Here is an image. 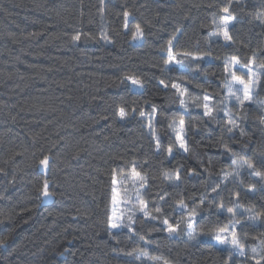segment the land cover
Listing matches in <instances>:
<instances>
[{
  "label": "trees",
  "instance_id": "1",
  "mask_svg": "<svg viewBox=\"0 0 264 264\" xmlns=\"http://www.w3.org/2000/svg\"><path fill=\"white\" fill-rule=\"evenodd\" d=\"M225 7L227 42L210 38ZM227 56L264 65V0H0V264H264V179L244 163L264 175V103L223 115ZM133 166L149 215L131 205V226L110 230L112 181ZM220 218L235 249L212 240Z\"/></svg>",
  "mask_w": 264,
  "mask_h": 264
},
{
  "label": "rangeland",
  "instance_id": "2",
  "mask_svg": "<svg viewBox=\"0 0 264 264\" xmlns=\"http://www.w3.org/2000/svg\"><path fill=\"white\" fill-rule=\"evenodd\" d=\"M225 13H221L219 16L215 17L213 19V28L210 32V38L211 39H220L224 42H227L228 40H225L224 36H223V28H222V20L221 17L224 16ZM234 20V19H233ZM233 20L231 21V23L228 26L229 27L233 24ZM169 49V48H168ZM168 49L166 51L167 56H168ZM173 54L177 57V59L179 60H183L182 56H180V54L174 53ZM191 58H199L201 56L199 55H188ZM169 59V57H168ZM237 59V58H236ZM239 61V59H237ZM173 65H177L178 67H182V64H177L175 62L169 64L167 63V66H173ZM224 65H227V71L225 70V79H224V98H223V115L228 117L230 115H228V106L230 104H235V105H240L239 101L236 99V96H239L241 99H243V91H239V92H235V95L232 94V92L229 91V88L227 87L228 84H232L233 85V92L235 91V89L241 88L242 86L239 84H236L233 80H232V73L235 72V74L239 77H241L246 83H249L251 81H255L254 85L251 87V91H250V95H251V100L245 101V103H257V102H263L262 100H259L256 96V91H257V85H258V81H259V76L260 74L264 71V67H262V65L251 61H248L246 63L244 62H240L238 64L233 63V57H225L224 58ZM244 65H247V67H244ZM251 70V71H249ZM179 85V84H178ZM181 89H183V87L180 85ZM179 92V91H178ZM180 93V92H179ZM205 103H207L209 105V107L212 108L211 104L214 105V103L212 102V100H208L205 101L203 99L202 101V105H204ZM180 120H177L175 122L172 123L171 125V133L172 135L175 137L177 136V133H180L183 137H184V132L183 130L181 131L180 128V124H179ZM148 128L150 129V125H148ZM185 139V137H184ZM177 141V139H176ZM178 142V141H177ZM179 144V142H178ZM183 150V149H182ZM39 168L43 171L46 172L47 167H43L39 164ZM138 173V172H137ZM239 174V171L237 169H234L232 171H227L222 173L221 177L222 180H227L233 177H236ZM117 180L116 184H113V188H112V195H111V209H110V216L109 218L112 216L113 211L115 210L116 215L121 217V223H122V227H130L132 224V217H131V205H135L139 211H141V207L142 204L141 202H143V206L144 205V200H143V193H144V189L146 187V177L143 174L139 173V176L133 177V170L125 175L122 176H115L114 177ZM113 189H116V193H118V197H117V202L114 204L113 203V196H114V192ZM50 199V196L45 198L42 196V201L45 202L47 200ZM144 212V211H142ZM185 218L187 220V222H189L190 217H189V213L186 212L185 214ZM121 227V228H122ZM192 228V227H191ZM191 228L188 227V230L191 231ZM120 229V228H119ZM119 229H110V230H119ZM227 230L226 232L223 230ZM217 236H221V237H227V242L225 243H221L220 240H217L216 237ZM233 230L230 226V224H228L226 221H224L222 218L219 219L216 229L212 235V240L220 247L223 248H232L235 249V245H233L231 243L232 239H233ZM153 264H167L166 262L162 261V260H152L151 261Z\"/></svg>",
  "mask_w": 264,
  "mask_h": 264
},
{
  "label": "snow or ice",
  "instance_id": "3",
  "mask_svg": "<svg viewBox=\"0 0 264 264\" xmlns=\"http://www.w3.org/2000/svg\"><path fill=\"white\" fill-rule=\"evenodd\" d=\"M223 12L225 13L224 16L221 17V20H222V28H223V36L225 38V40H230L231 37L229 35V32H228V26L229 24L231 23V21L234 19V17L231 15L230 11H229V7H225L223 9ZM124 17H125V27L127 28V25H128V17L130 15V13H128L127 11L124 12ZM143 36V30L142 28L140 27V25H136V30L135 32L133 33V36L132 38L134 40L136 39H139ZM74 40L78 41L80 39V35L77 34L76 36L73 37ZM171 44L172 42L169 41V49H168V61L167 63L171 64L173 62L177 63V64H180L182 63L183 61L182 60H179L177 59V57L173 54V51H172V47H171ZM185 57L188 56L189 54L188 53H185L183 54ZM254 62V61H253ZM233 63L235 64H238L239 61L233 57ZM244 67H247V65H244ZM262 67H264V65H262ZM225 70L227 71V65L225 66ZM251 71V70H249ZM126 79L130 80L131 81V84L138 87V88H142L143 87V84L140 80L134 78V77H127ZM232 80L236 83V84H239L241 85L242 87L241 88H238V89H235V91L233 92V85L232 84H228L227 87L229 88V91L232 92L233 95H235V92H239V91H243V99H241L239 96H236V99L239 101L240 105L243 106L245 101H248V100H251V95H250V91H251V87L254 85L255 81H251L249 83H246L241 77L237 76L235 74V72L232 73ZM161 83H163V81H161ZM173 88H176L181 96H183L185 93H187V89L184 88V89H181L180 85L178 84H173L172 85ZM210 98L208 96H205L204 97V100L205 101H208ZM180 104L181 105H184L185 104V101L183 99L180 100ZM204 109H205V115H210L211 112H212V109L209 107V105L207 103H205L203 105ZM155 111V108L153 109ZM119 115H120V118L121 120L125 119L126 116H127V113L125 112V110L123 108L120 109V112H119ZM141 115H143V113H141ZM264 122V121H262ZM229 123L233 125V127H238V125H236L235 121L233 120H229ZM180 124V128H181V131L183 130V126H184V121L183 119L180 120L179 122ZM151 126V125H150ZM231 130V129H230ZM176 139L177 141L179 142V147L181 149H183L185 152L188 151V147H187V144H186V141L184 139V137L180 134V133H177V136H176ZM157 148H159V141H157ZM168 152L171 154L172 152V149L169 148L168 149ZM40 165L43 166V167H47L48 164H49V157L48 156H44L41 160H40ZM235 163V162H234ZM244 163L247 164V167L249 169L252 170L251 174H254V175H257V176H261L262 179H264V175H262L261 173L257 172L256 169H255V166L253 163L251 162H247L245 161ZM0 171H2V169H0ZM136 176H139V173H137L135 171V166H133V177H136ZM177 179H179V175H177L176 177ZM113 184H116L117 183V180L114 178L113 179ZM49 183L47 180H45L43 182V186H42V189H41V195L45 198L49 197L51 194L49 192ZM213 191H216L215 188H213ZM113 192L115 193L114 196H113V203L115 204L117 202V197H118V193H116V189H113ZM203 203V201H202ZM142 204V207H141V211H144V214L147 216L149 215V213L147 211H145L144 209V206H143V202H141ZM181 208H184V204H183V201H181ZM222 207V206H221ZM157 212H160L161 209L157 208L156 209ZM233 210L231 208L228 209V212H232ZM195 215V209H193V211L191 213H189V217L191 218L192 216ZM165 224H167V231L171 234V233H175L177 231V226H173L171 224H168L167 220L164 221ZM109 229H119L122 227V223H121V217L120 216H117L116 215V212L115 210L113 211V214L112 216L109 218ZM188 227L191 228L192 227V223H191V219L189 220V223H188ZM223 231H227L226 229L223 230ZM233 239L231 241V243L233 245H236L237 244V240L235 239V233H233ZM217 240H220L221 243H225L227 242V237H221V236H217L216 237ZM2 243V242H0ZM139 258V257H138ZM257 264H259V261H257Z\"/></svg>",
  "mask_w": 264,
  "mask_h": 264
}]
</instances>
